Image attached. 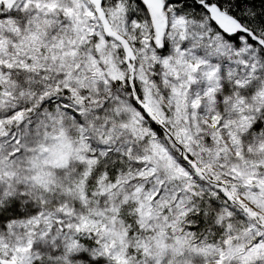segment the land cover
I'll use <instances>...</instances> for the list:
<instances>
[{
	"label": "snow or ice",
	"instance_id": "1",
	"mask_svg": "<svg viewBox=\"0 0 264 264\" xmlns=\"http://www.w3.org/2000/svg\"><path fill=\"white\" fill-rule=\"evenodd\" d=\"M0 264H264V0H0Z\"/></svg>",
	"mask_w": 264,
	"mask_h": 264
}]
</instances>
